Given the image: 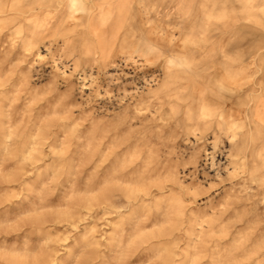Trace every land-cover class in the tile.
<instances>
[{
	"label": "rangeland",
	"instance_id": "obj_1",
	"mask_svg": "<svg viewBox=\"0 0 264 264\" xmlns=\"http://www.w3.org/2000/svg\"><path fill=\"white\" fill-rule=\"evenodd\" d=\"M1 10L0 38L22 46L52 29L35 50L44 51L49 43L62 47L63 65L79 59L80 74L91 82L84 88L75 74L67 87L55 78L63 70L48 60L32 66L13 62L12 67H27L21 76L31 94L0 92L8 105L0 114V264H164L169 251L175 264H264V156L257 178L245 176L230 190L242 201L226 205L235 214L224 219L206 215L208 208L200 202L212 199L210 194L183 204V218L197 221L181 225L174 221L177 213L163 216L166 209L155 203L131 205L121 195L141 186L128 183L123 174L132 168L142 174L150 166L142 167L143 161L155 157L170 156L178 167L168 171L178 172L184 187L192 182L181 172L184 166L192 170L195 162L196 137L187 139L183 132L188 108L165 107L158 119L155 99L145 100L142 118L129 105L136 82L148 80L156 69L154 59L146 61V51L167 45L157 37L174 39L181 50L227 49L225 60L243 71L232 78L220 75L209 89L223 102L237 97L231 90L236 84L247 90L256 83L257 92L242 93L240 101L246 102L264 86V0H76L73 6L72 0H0ZM96 49L105 56L98 69L91 65ZM104 61L118 62L124 72L133 67L137 76L110 79L113 71ZM199 63L198 58L175 66L190 76ZM180 77L185 85L192 81L182 92L190 95L199 78ZM54 82L57 90L49 93ZM50 96L51 102L43 100ZM197 112L192 107L191 113ZM248 126L239 123L233 130L242 134ZM144 133L161 135L164 142L173 135L176 147L169 150L174 153L169 155L156 137L149 145L128 146ZM252 134L264 155V128ZM30 149L34 158H23ZM111 191L115 204L105 211L99 198L103 192L111 197ZM170 195L158 194L155 200ZM165 232L170 235L155 238Z\"/></svg>",
	"mask_w": 264,
	"mask_h": 264
},
{
	"label": "bare ground",
	"instance_id": "obj_2",
	"mask_svg": "<svg viewBox=\"0 0 264 264\" xmlns=\"http://www.w3.org/2000/svg\"><path fill=\"white\" fill-rule=\"evenodd\" d=\"M75 3L76 0H72V6ZM3 11L5 10H1L0 12ZM167 13H163L161 16ZM52 32V29L48 30V32L45 31L41 34V38L24 43L22 46L8 43L7 37L5 39L0 38V79L2 78L0 80V92L6 89H14L17 92L25 91L27 94H31V91L29 92L25 88L27 86V79L21 76L27 67L20 64L12 67L15 60H20L23 63H27V65L31 64V66L35 63L41 65L45 60H48L54 65L55 69L63 70L61 75L56 73L55 78L61 77L67 87L71 85L70 77L76 74L81 81L82 87L88 88L91 80H87L85 73L80 74L79 67L81 63L79 59L74 60L71 65L65 63L66 65L64 66L61 62L64 55L63 48L55 47L54 49L51 43L46 48L44 47V51H40L39 48L35 50L41 44V40L50 36L49 34ZM162 40L167 45L159 47L157 50L146 51L145 54L149 56L146 61L149 62L151 59H154L153 64L156 69L152 71L148 80L139 79L136 82V86L133 88L135 93L129 97V105L133 106L137 115H140L142 118L145 113L143 108L145 100L155 99V106L158 109L156 112H159L160 116L158 119L162 118L165 107L172 108L181 104L188 108L183 132L188 136L187 139L189 135L196 137L194 139L195 146L192 154L195 162L192 170L184 166L181 172L191 177L192 182L189 187H184L180 183L179 173L168 171L172 166L178 167L170 156H165L163 157L164 159L155 157L150 163L146 160L143 161L142 167L150 166L146 171H142V174L135 175L133 168L126 174H123V178L127 177L125 180L128 183L141 186L126 189L121 192V195L131 205L153 202L157 207L166 209L165 213L162 214L163 216L175 212L179 217L174 221L181 225L188 221L189 223L197 221L195 219L188 220V218H183V204L186 201L197 202L202 196L210 194L211 197L218 199V201L209 198V201L200 202L204 207L208 208L206 215L210 214L213 217L224 219L225 215L229 217L235 214L229 212L226 205L231 203V205H236L237 207L240 201H242V197L238 195L233 196L230 190H234L236 185L243 183L245 176L255 180L260 162L263 161L264 155L259 152V148L253 140L252 132L254 129L264 128V86L260 92L258 90V93L253 94L246 102H241L242 93H247L248 90L252 93L257 92L256 83L252 81L255 85L250 86L247 90H244L242 84H236L231 90L235 91L237 97L235 96L234 99L221 102V95L213 89L210 90L208 84L216 80L220 75L232 78L238 75L240 71H243V67L236 68L228 60H225V58H229L230 52L227 49L216 52L212 50H181L175 47L174 39L170 38L167 41L160 37L156 39L158 43H161ZM6 43L8 45H5ZM92 54L91 65L98 69L99 65L102 66L101 59L105 60V56L102 54L99 57L97 49ZM213 57L217 59L210 62L205 61ZM198 58L200 59V63L194 66V70L190 76H186L176 67L178 63L191 64ZM104 64L105 67H110L113 71L109 74L110 79H114L115 74H119V78L125 76L136 78L134 76H137V72L133 67H130L129 72H124L118 69V62L104 61ZM7 72H10L11 76H7ZM180 74L188 81L193 77L199 78L197 81H193V90L190 95H183L182 92L183 90L191 89L192 81L190 80V84L185 85ZM14 75H16V78H13ZM35 75L38 76L37 74ZM54 84V88H49V93L57 90L58 82H54ZM107 92L106 88L104 93ZM5 98L0 97V114L4 113L8 107L5 103ZM53 99L54 96L43 98L45 102H51ZM211 105L214 107L211 108ZM192 107H197V114L191 113ZM243 122L249 124L245 133L241 134L233 130L236 124ZM153 137L161 139L158 143H161L163 149L169 155L174 153L169 150L176 147L173 143L176 137L173 135L170 137L169 142H164L161 135L154 136V134L148 135L144 133L143 137L130 141L128 146L138 148L139 146L149 145L152 143ZM32 151L33 149L24 152L23 158L33 159L34 155ZM228 184L229 187H227ZM165 192H170L172 195L164 199L155 200L156 195H162ZM114 196L115 191H111V197H107L105 192L100 195V204L105 207L103 208L105 211L114 206ZM221 200L224 202L222 204L224 206L223 209L219 208ZM153 218V221L157 222L156 219H159V215H153ZM169 233L158 234L155 238L168 236L170 235ZM169 253L170 255L168 254L164 257V264H175V255L172 256V252L170 251ZM41 263L42 261L39 264ZM20 264L30 263L21 262Z\"/></svg>",
	"mask_w": 264,
	"mask_h": 264
}]
</instances>
